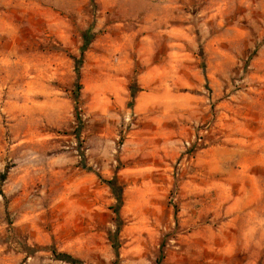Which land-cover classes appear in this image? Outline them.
<instances>
[{
  "label": "rangeland",
  "instance_id": "374dc122",
  "mask_svg": "<svg viewBox=\"0 0 264 264\" xmlns=\"http://www.w3.org/2000/svg\"><path fill=\"white\" fill-rule=\"evenodd\" d=\"M0 264H264V0H0Z\"/></svg>",
  "mask_w": 264,
  "mask_h": 264
},
{
  "label": "built area",
  "instance_id": "2783aa9c",
  "mask_svg": "<svg viewBox=\"0 0 264 264\" xmlns=\"http://www.w3.org/2000/svg\"><path fill=\"white\" fill-rule=\"evenodd\" d=\"M209 132H210V125L207 124L203 128H201L198 131V133L193 136L191 140L186 141L185 143L186 149L184 151L186 156L192 155L195 152L196 148L202 144V142L205 140Z\"/></svg>",
  "mask_w": 264,
  "mask_h": 264
},
{
  "label": "trees",
  "instance_id": "16d2710c",
  "mask_svg": "<svg viewBox=\"0 0 264 264\" xmlns=\"http://www.w3.org/2000/svg\"><path fill=\"white\" fill-rule=\"evenodd\" d=\"M79 88H81V85H79ZM77 111H78V109H76ZM4 178H5V176L3 175L2 177H1V182H3L4 181ZM101 178V177H100ZM101 180H103L102 178H101ZM104 181V180H103ZM105 182V181H104ZM108 183H109V185L111 186V188H113L114 189V184L111 182V181H108ZM1 195L2 196H4L2 193H1ZM118 199L119 200H122V198H121V196H119L118 197ZM114 247H115V249H117V246L116 245H113ZM56 254V253H55ZM57 256H61V255H57Z\"/></svg>",
  "mask_w": 264,
  "mask_h": 264
}]
</instances>
